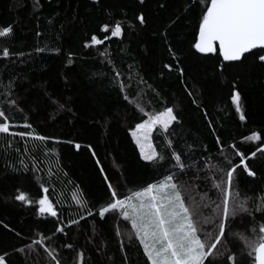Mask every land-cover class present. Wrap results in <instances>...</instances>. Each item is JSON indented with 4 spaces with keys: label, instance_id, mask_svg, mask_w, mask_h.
Listing matches in <instances>:
<instances>
[{
    "label": "snow or ice",
    "instance_id": "1",
    "mask_svg": "<svg viewBox=\"0 0 264 264\" xmlns=\"http://www.w3.org/2000/svg\"><path fill=\"white\" fill-rule=\"evenodd\" d=\"M151 2L136 0L138 15L135 20L141 28L148 24L146 9ZM52 4L53 0H29L27 7L30 15L39 20L43 9L46 6L51 8ZM155 4L167 14L156 35L167 45L173 59L177 54L169 42V34L185 24L193 11H198L196 29L189 41L190 50L215 57L214 68L218 76L231 74L238 79L241 71H247L249 62L264 68V0H155ZM17 6L25 7L24 4ZM90 6L107 11L105 0H91ZM47 23L56 27L55 10L49 13ZM124 33V24L112 18L102 23L98 33L91 34L84 44L85 48H95L104 61L100 76L105 94L111 89L121 101L116 113L94 98L90 102L92 115L81 124L75 93L65 97L49 93L43 85H30L39 87L40 99L45 108L50 109L46 122L65 121L68 132L61 136L37 130L38 126L30 119V113L37 108L31 107L25 112L21 106L27 97L21 95L24 90L19 85L21 80L28 78V73L17 75L12 69L19 65L30 68L29 61H34L36 54L60 56L62 48L55 43L56 38L52 44H45L46 37L37 24L35 36L42 38L40 43L30 51L19 49L15 23L0 25V67L4 68L3 79H0V101H3L0 103V160L3 161L0 174L31 175L33 180L39 181L44 193L33 200L18 186L8 191L0 185V196L5 198V203L35 205L36 214L44 219L51 218L54 228L50 232L34 229L25 236L0 218V226L14 233L19 241L10 249L0 248V264H13L14 258L19 259L20 264H65V260L68 264H90L91 256L86 259L83 245L73 240V237L78 239L80 236L87 237L86 243L92 245L91 250L98 259L104 258L101 264H116L117 254L119 264H133L128 255L133 247L139 251L136 264H264V172L258 174L253 167V162L264 165V129L252 130L242 137L257 144L255 150L246 153L235 142L223 140L212 121H208L207 127L213 136L212 149L197 141L180 149L174 136L176 127L182 124L181 115L139 72L135 77L139 94L130 95L133 88L131 66L126 76L104 50L106 41L122 38ZM75 57L76 54L69 51L62 60L65 71L61 77L67 88H71L70 73L79 66ZM180 63L182 61L177 60V81L184 85V91L191 97L190 104L196 106L193 111H197L201 103L185 79L184 68L178 66ZM163 67L171 71L173 65L168 63ZM82 74L89 82H96L93 79L95 73L83 71ZM236 79L231 82L230 99L239 120L246 122ZM153 97L161 103V107L155 110L149 107ZM35 103L38 105L39 101ZM13 109L23 113L22 121L17 122L9 115ZM204 115L206 117L207 113ZM121 124H127L125 131L139 150V160L157 172L153 180L132 188H126L129 181L121 168L116 169L114 177L105 172L97 152L99 145L85 139L89 135L111 136ZM154 133L161 139L163 151L154 144ZM62 144L71 145L77 152L86 151L98 166L105 185L104 197L100 199H90L83 191L74 192L69 203L72 211L58 208L50 199L46 186L53 177L60 180L67 176V172H62L57 147ZM212 152L218 155L211 156ZM209 159L217 163L211 164ZM61 172L62 176L57 175ZM245 178H251L249 182L253 184L259 182L260 188L251 195L246 192L242 195L240 181ZM65 212H68L67 216ZM244 216L250 218L249 227L241 232L236 225ZM106 229H111V238L118 245L116 253L109 252ZM232 241L236 242V248H233ZM65 250L71 252V259Z\"/></svg>",
    "mask_w": 264,
    "mask_h": 264
},
{
    "label": "trees",
    "instance_id": "2",
    "mask_svg": "<svg viewBox=\"0 0 264 264\" xmlns=\"http://www.w3.org/2000/svg\"><path fill=\"white\" fill-rule=\"evenodd\" d=\"M18 4H24L25 7H19ZM29 0H0V25L15 23L16 46L19 49L30 51L37 46L41 39L35 36L36 26L44 32L45 44L55 43L62 48L60 56L45 53L42 56L36 54L34 61H29L28 65H19L12 69L17 75L24 72L28 73V78L20 81V88L24 91L21 95L26 96L27 100L21 105L25 112L31 107H36L35 112L30 113V119L38 126L37 130L44 134H56L66 136L68 130L64 127L65 121L53 124L46 122L47 111L40 99L39 87L32 88L31 84L43 85L49 93L63 94L65 97L73 93L76 94L77 106L80 108V123L83 124L89 116L92 115L91 101L95 98L100 100L103 105L113 113L118 111L120 97L115 91L105 89L103 78L100 73L104 71V61L99 57L95 48L88 49L84 44L88 42L93 33H98L99 26L110 21L112 18L121 21L125 26V33L122 38H112L106 41L107 48L101 45L109 56L114 59L117 67L125 72L127 76L128 69L131 66V76L133 77V88L130 95L137 96L139 93L135 88L136 73L139 72L157 91L161 93L169 106H173L182 117V124L176 127L175 140L179 143L180 149H186L187 144L197 141L199 144H207L209 149L213 147V136L207 127L208 121H212L216 132L223 140L229 143L235 142L237 147L246 153L255 150L256 142L243 140L242 137L249 135L252 130L264 129V68L258 65H252L249 62L247 71H241L239 78L233 75L218 76L214 66L217 63L215 57H206L194 53L190 50L189 41L192 40L193 32L196 29L199 16L198 11H193L189 20L178 27V30L169 34V42L172 43L173 50L177 58L173 59L167 51V45L156 35L160 30L159 25L167 15L162 12L152 0L146 9L148 13V24L145 27H139L135 16L136 0H105V8L91 7V0H53L51 8L45 7L43 15L39 20L30 15L27 5ZM55 10L56 27L52 28L47 23V17L50 12ZM111 13V15H109ZM61 25L63 27H61ZM132 25V28L128 26ZM76 54L78 67L70 73L71 88L65 87V82L61 74L65 71L62 67V60L67 52ZM177 60L182 61L178 66L184 68L185 79L192 90L195 91L196 98L201 103V108L193 111L196 107L190 104L191 97L184 91V85L177 81ZM171 63V71L164 68V64ZM83 71L95 73L93 77L95 83L86 80L82 74ZM4 68L0 67V79H3ZM100 77L99 79H96ZM236 79L237 89L241 92L242 106L247 116L246 122L239 120V115L235 112V106L230 99L231 82ZM7 82V81H5ZM147 91V89H144ZM147 99V97L145 98ZM39 101L37 105L35 102ZM3 103V101H0ZM153 110L160 108L161 103L155 97L151 105ZM204 113H207L205 117ZM14 116L17 122L22 121L23 113L14 109L9 112ZM127 124L114 130L111 136L89 135L85 139H91L99 147L97 152L101 158V164L105 172L110 176L117 175V168L123 170L124 175L128 177L129 184L126 188L143 185L145 182L153 180L157 172L146 167L144 162L139 160V150L134 141L125 131ZM75 135V133H72ZM186 141L187 143H181ZM153 142L158 150L163 151L164 146L159 136L153 134ZM60 153V163L62 172H67L66 177L56 180L53 177L46 183L49 187V197L58 208H69L71 196L74 192L83 191L90 199H100L104 197L105 185L102 174L98 171L90 155L83 149L80 152L74 150L71 145H58ZM218 155L215 152L211 156ZM233 159H237L233 157ZM209 163L216 164V160L209 159ZM3 167V161L0 160V168ZM258 174L264 172V165L253 162ZM61 173L57 175L62 176ZM251 178L241 179L240 188L243 193L251 195L254 190L260 188L259 182L250 183ZM65 181H71L66 183ZM0 185H3L8 191L13 190V186H18L22 191H26L30 198L37 200L44 195L39 187V181L33 180L31 175L8 176L0 174ZM73 185L76 187L74 188ZM5 198L0 196V218H3L11 227L21 231L25 236L34 229L45 232L53 231L51 218L44 219L39 217L34 211L35 205L23 206L16 202H4ZM75 215L74 212H72ZM68 215V212H65ZM259 213H257V216ZM249 217L244 216L238 219L236 228L243 232L249 227ZM108 236L105 237L110 254L117 252V243L111 238V229H106ZM87 237L80 236L73 240L78 245H83L85 249V258L91 256L90 264H101L103 257L97 258L92 245L86 243ZM18 238L14 233H9L0 226V248L10 249L18 244ZM233 248L237 247L235 241H232ZM68 252V259H71V252ZM129 259L136 264L139 258V251L133 247L128 251ZM116 264H119L120 256H115ZM239 259V257H238ZM13 264H20L19 259L14 258ZM65 264L68 261L65 260Z\"/></svg>",
    "mask_w": 264,
    "mask_h": 264
}]
</instances>
